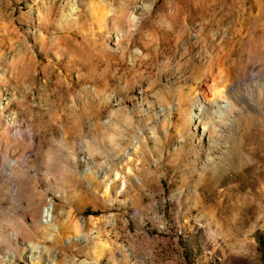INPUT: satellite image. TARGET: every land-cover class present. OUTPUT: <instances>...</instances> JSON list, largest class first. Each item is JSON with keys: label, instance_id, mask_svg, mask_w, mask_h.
<instances>
[{"label": "rangeland", "instance_id": "obj_1", "mask_svg": "<svg viewBox=\"0 0 264 264\" xmlns=\"http://www.w3.org/2000/svg\"><path fill=\"white\" fill-rule=\"evenodd\" d=\"M0 264H264V0H0Z\"/></svg>", "mask_w": 264, "mask_h": 264}, {"label": "bare ground", "instance_id": "obj_2", "mask_svg": "<svg viewBox=\"0 0 264 264\" xmlns=\"http://www.w3.org/2000/svg\"><path fill=\"white\" fill-rule=\"evenodd\" d=\"M195 108H196L197 110H201V109H202V106H200L199 103H198V105H196ZM48 211H49V207H46L44 212H45V213H48Z\"/></svg>", "mask_w": 264, "mask_h": 264}, {"label": "built area", "instance_id": "obj_3", "mask_svg": "<svg viewBox=\"0 0 264 264\" xmlns=\"http://www.w3.org/2000/svg\"><path fill=\"white\" fill-rule=\"evenodd\" d=\"M118 36H119V35H117V41H118Z\"/></svg>", "mask_w": 264, "mask_h": 264}]
</instances>
